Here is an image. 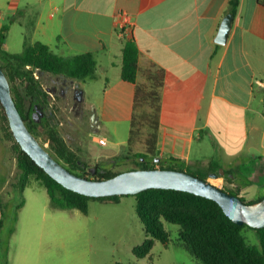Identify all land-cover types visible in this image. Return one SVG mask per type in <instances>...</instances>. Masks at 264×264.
Returning <instances> with one entry per match:
<instances>
[{"label":"crops","instance_id":"obj_1","mask_svg":"<svg viewBox=\"0 0 264 264\" xmlns=\"http://www.w3.org/2000/svg\"><path fill=\"white\" fill-rule=\"evenodd\" d=\"M237 1L226 43L218 45L229 0H0L2 48L19 54L39 42L58 56L94 57L96 86L75 81L82 108L95 114L88 137L95 144L103 138L106 146L123 127L126 136L92 163L110 159L103 167H112L132 151L126 160L133 164L134 155L162 164L176 159L193 170L215 164L234 172L238 185L245 183L241 175L248 179L243 192L264 175V115L254 107L256 99L264 104V7ZM120 31L138 49L134 83L119 76ZM14 186L5 194L8 178L0 172L2 208ZM22 195L8 264H53L61 222L90 230L88 211L51 210L45 190L30 185Z\"/></svg>","mask_w":264,"mask_h":264},{"label":"trees","instance_id":"obj_2","mask_svg":"<svg viewBox=\"0 0 264 264\" xmlns=\"http://www.w3.org/2000/svg\"><path fill=\"white\" fill-rule=\"evenodd\" d=\"M257 3L264 7V0H257ZM237 6V0H229L227 11L234 15ZM5 30L0 33V67L8 80L11 96L21 118L35 136L37 123L32 119L33 108L38 106L45 109L50 106V95L43 87L40 76L47 73L74 81L95 80L96 61L89 53L58 56L39 42L25 45L19 54L8 53L2 48ZM119 35L123 43L119 76L122 81L134 83L138 72V49L133 38L126 36L123 31ZM35 72L38 78L35 77ZM4 118L6 119L5 114ZM45 133L53 151L50 155L72 174L99 181L121 173L104 170L97 164H85L70 151L57 130L47 126ZM10 135L12 136L11 132ZM14 151L18 176L14 186L15 196L8 204L12 206V210L8 212L6 207L0 206V264H8V242L15 230L17 213L24 204L22 192L30 178L42 185L51 210H77L85 215L88 203L92 200L117 203L119 198L124 197L90 198L67 190L39 168L21 150L15 139ZM133 157L137 161L130 170H175L204 181L211 173L220 169L218 165L209 164L204 169L191 170L183 162L172 158L162 164L154 163L153 160L147 161L145 155ZM224 176L228 183H233L236 178L235 173L228 170H224ZM243 182V185L234 189L225 187L222 190L238 197L239 188L249 185L248 181ZM129 196L134 198L135 214L145 232L143 242L132 250L136 258L148 256L154 241L164 245L169 243L168 233L163 229V223L167 222L178 226V241L200 264H264V228L252 229L245 224L236 225L214 201L187 192L164 189H148ZM239 198L244 202L243 198ZM262 198L264 196L255 202L244 203L251 205ZM245 229L255 233L258 245L247 243L242 234Z\"/></svg>","mask_w":264,"mask_h":264},{"label":"rangeland","instance_id":"obj_3","mask_svg":"<svg viewBox=\"0 0 264 264\" xmlns=\"http://www.w3.org/2000/svg\"><path fill=\"white\" fill-rule=\"evenodd\" d=\"M19 52V51H18ZM13 54V53H12ZM105 63V62H104ZM109 73V72H108ZM97 74L100 75L99 70ZM35 77L38 78V75ZM110 77L113 73L108 74ZM109 77V78H110ZM56 79L50 74H42L40 81L46 91L51 90L52 83ZM62 79V78H61ZM102 77V81H103ZM86 85L96 86L94 82L89 80L84 81ZM17 83V82H16ZM82 87L81 82H79ZM99 85V84H98ZM82 93V90H80ZM96 88L91 90L92 94H97ZM50 106L41 109L43 113L42 120L37 123L35 128V138L39 144L50 154L53 151L50 143L46 137V127L50 126L57 130L60 136L67 144L70 151H72L85 164L99 165L104 170H111L112 172L128 171V168H133L134 164L126 160V155H120V161L115 162L116 165L104 168L103 166L109 162L110 159L97 163H92L94 159L103 154L114 146L116 141L125 138L126 130L120 129L115 137H108V145L102 146L90 141L88 133L93 128L91 121L92 108L84 106L81 110V116L75 114L71 109L70 94L68 92L64 97H59L57 93L49 97ZM254 107L259 109L260 115H264V104L258 103L256 99ZM140 105L136 109L140 113ZM122 128V127H120ZM121 148L120 145L115 146V149ZM140 149V148H138ZM257 151V150H256ZM258 152V151H257ZM134 160L136 158L132 157ZM118 161V160H117ZM206 168V167H204ZM201 168V169H204ZM193 170V169H191ZM0 172L8 178V187L5 189V194L10 192V185L16 182L18 170L16 168V159L14 151V139L10 135V129L7 120L4 118L3 110L0 106ZM241 175L240 180H248ZM261 178V179H260ZM259 183H254L251 187L248 186L242 192L239 188L238 197L244 199V202H255L262 194L264 188V175L260 176ZM206 181L220 189L227 187L234 189L238 186L237 182L228 183L225 176L219 178H211L208 176ZM28 185L36 188H42V185L30 178ZM3 201L7 197L0 195ZM119 203H112L108 201H90L88 203V223L90 230L86 232L84 227H80L73 222H61L59 233L56 236L54 245L53 264H200L178 241V226L167 222L163 223V229L168 233L169 243L164 245L158 241H154L151 251L148 256L144 258H136L132 250L139 246L145 239V232L142 224L134 210V198L132 196H124L119 198ZM6 210L10 212L12 206L6 205ZM69 216L71 214H64ZM247 243L251 245H258L255 233L251 230L245 229L243 231Z\"/></svg>","mask_w":264,"mask_h":264},{"label":"water","instance_id":"obj_4","mask_svg":"<svg viewBox=\"0 0 264 264\" xmlns=\"http://www.w3.org/2000/svg\"><path fill=\"white\" fill-rule=\"evenodd\" d=\"M232 21L231 13L223 17L215 38L218 45L226 43ZM0 105L4 110L10 132L21 150L51 179L67 190L90 198L129 196L148 189L182 191L214 201L236 225L245 224L252 229L264 228V198L248 205L239 197L230 195L206 180L186 172L168 169H133L99 181L87 180L72 174L55 160L28 130L15 106L8 80L1 67ZM41 116V109L34 107L33 121L39 123ZM91 121L96 122L94 111H92ZM209 176L216 179L224 176V171L219 169Z\"/></svg>","mask_w":264,"mask_h":264},{"label":"flooded vegetation","instance_id":"obj_5","mask_svg":"<svg viewBox=\"0 0 264 264\" xmlns=\"http://www.w3.org/2000/svg\"><path fill=\"white\" fill-rule=\"evenodd\" d=\"M55 77H56V79H54V81H51L52 88H51L50 92H48L49 95L53 96V94L55 95V93H57L59 95V97L62 98L68 92V94H70L71 109H73L75 111V114L80 115L81 110H82V106H83V104H82L83 102H82V93H81L79 87L76 85L74 80L65 79V78H62L60 76H55ZM34 107H38V106H34ZM41 115L42 116L40 118V121L43 118L42 111H41Z\"/></svg>","mask_w":264,"mask_h":264},{"label":"built area","instance_id":"obj_6","mask_svg":"<svg viewBox=\"0 0 264 264\" xmlns=\"http://www.w3.org/2000/svg\"><path fill=\"white\" fill-rule=\"evenodd\" d=\"M96 142L99 144V145H102L104 146L106 144V141L103 139V138H99L96 140Z\"/></svg>","mask_w":264,"mask_h":264}]
</instances>
